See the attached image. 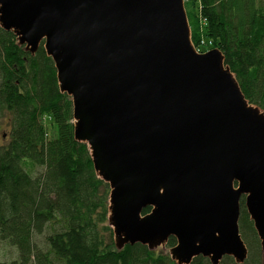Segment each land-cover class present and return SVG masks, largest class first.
<instances>
[{
  "label": "water",
  "instance_id": "95a60500",
  "mask_svg": "<svg viewBox=\"0 0 264 264\" xmlns=\"http://www.w3.org/2000/svg\"><path fill=\"white\" fill-rule=\"evenodd\" d=\"M0 27L51 57L117 249L174 237L176 264H241L244 196L264 254V110L218 48L195 50L184 0H0Z\"/></svg>",
  "mask_w": 264,
  "mask_h": 264
},
{
  "label": "trees",
  "instance_id": "16d2710c",
  "mask_svg": "<svg viewBox=\"0 0 264 264\" xmlns=\"http://www.w3.org/2000/svg\"><path fill=\"white\" fill-rule=\"evenodd\" d=\"M195 47L218 48L249 103L264 110V0H185ZM0 239L17 256L0 264H176L168 253L135 243L117 249L109 226V185L94 171L88 146L74 139L71 98L59 90L56 70L41 42L30 53L0 27ZM45 119L50 121L47 126ZM150 207L143 209L146 214ZM239 231L248 255L262 249L240 200ZM42 245L35 236L43 234ZM176 243L169 237L166 245ZM189 264H211L201 255ZM220 264H237L224 256Z\"/></svg>",
  "mask_w": 264,
  "mask_h": 264
},
{
  "label": "rangeland",
  "instance_id": "374dc122",
  "mask_svg": "<svg viewBox=\"0 0 264 264\" xmlns=\"http://www.w3.org/2000/svg\"><path fill=\"white\" fill-rule=\"evenodd\" d=\"M184 3H185V0H184ZM184 7H185V4H184ZM209 49H212V48H211L210 43L207 42V40H204L203 42H201V44L199 46L195 47V50L197 52H201V53H203ZM45 122H46L47 126L50 125V121L48 119H45ZM8 132H9L8 118H7V116H2V117H0V146H2L7 141ZM47 231H48V229H45L43 234H41L39 236H35V241L38 244L42 245L43 238L47 234ZM155 250L157 252H163V253L169 254V247H167V245L158 246L155 248ZM16 256H17V250H16L15 246L11 245L8 241L0 239V259L12 260V259H15ZM261 263L264 264V254L263 253H262Z\"/></svg>",
  "mask_w": 264,
  "mask_h": 264
},
{
  "label": "built area",
  "instance_id": "2783aa9c",
  "mask_svg": "<svg viewBox=\"0 0 264 264\" xmlns=\"http://www.w3.org/2000/svg\"><path fill=\"white\" fill-rule=\"evenodd\" d=\"M202 42H203V40H202ZM200 44H201V43H200ZM200 44H199V45H200Z\"/></svg>",
  "mask_w": 264,
  "mask_h": 264
}]
</instances>
